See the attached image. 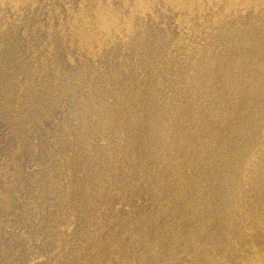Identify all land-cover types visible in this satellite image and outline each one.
Segmentation results:
<instances>
[{"label":"rangeland","instance_id":"1","mask_svg":"<svg viewBox=\"0 0 264 264\" xmlns=\"http://www.w3.org/2000/svg\"><path fill=\"white\" fill-rule=\"evenodd\" d=\"M133 1L0 0V264H222L186 243L234 248L252 236L248 207L264 180L220 183L214 164L226 149L216 134L203 144L214 154H186L204 128H235L220 114L226 106L185 93L231 16L185 21L183 9L156 0L134 9L131 31L101 35L90 50L78 36L82 11L110 2L125 15ZM208 216L228 230L182 235L184 219Z\"/></svg>","mask_w":264,"mask_h":264},{"label":"bare ground","instance_id":"2","mask_svg":"<svg viewBox=\"0 0 264 264\" xmlns=\"http://www.w3.org/2000/svg\"><path fill=\"white\" fill-rule=\"evenodd\" d=\"M263 1L162 0L165 5L183 9L186 13L185 21H192L194 15L201 16L205 12H210L213 16L224 12L231 16L228 19L229 25L226 27L231 28L229 33L223 34L225 28L220 32L224 38H215L221 49L216 50L217 54H213L211 49L206 50L207 56L202 62H197L196 68H193L194 83L185 82L187 87L185 93L195 91V95L188 96L189 100L195 99V102L201 105H214V111L221 106H226L220 113L221 116H233L235 128L229 133H226L222 126L214 127L215 129L204 128L201 133L196 127L197 131H195L200 133L197 140L198 145H194V148L192 147L186 153L190 158L200 160L206 152L208 154L209 151L213 154L215 152V149H209L210 145H203L208 136L216 134L215 137L223 140L225 154L219 163L214 164L219 167L221 173L220 183H225L230 179H240L239 175L244 174L248 177V181L254 183L259 179L264 180V12L262 10L261 14L258 13V10L263 8ZM155 3L156 0H134L129 6L130 13L125 15L111 6L110 2L100 4L93 9H85L77 21L78 36L89 46L90 50H94L101 40V35L111 34L115 32V29L120 30L121 28L131 31L133 22L131 13L134 9L152 10ZM252 10L255 11L254 18L253 14L250 15L253 13ZM240 16L244 18L249 16V18L244 23ZM230 55H232L231 58ZM207 84L211 86L208 90L206 89ZM242 100H244L243 104ZM175 129L171 123L167 124L165 131L169 138ZM186 179L187 177L182 176L179 182L182 183ZM223 179L226 180L223 181ZM178 187L180 191L186 189V187L181 189L180 185ZM222 187L218 186V193L222 192ZM254 193L255 197L250 201L252 205L248 207L252 216L249 218L254 223H252L254 229L252 236L246 242L242 245L236 243L235 247L231 248L229 243L223 239H218L213 244L208 242V237H204L203 240L196 241L189 239L186 243L187 248L184 249L192 253L201 248L207 256L220 255L222 264H264V190L258 191L255 188ZM214 203L216 208L222 204L217 198ZM227 209H231L228 204L225 206V212ZM220 210L217 209V211ZM220 219L225 218L208 216L203 221L195 223L184 219L181 223L184 228L182 235L187 236L196 228L203 229L205 234L212 230L217 235L222 234L228 230L229 224H221ZM227 219L231 220L232 216ZM227 222L230 223V221ZM229 230L231 233L235 231V229ZM197 261V258H194L193 263L205 264Z\"/></svg>","mask_w":264,"mask_h":264}]
</instances>
